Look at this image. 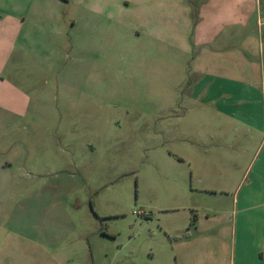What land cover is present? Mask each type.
I'll use <instances>...</instances> for the list:
<instances>
[{"label": "rangeland", "instance_id": "1", "mask_svg": "<svg viewBox=\"0 0 264 264\" xmlns=\"http://www.w3.org/2000/svg\"><path fill=\"white\" fill-rule=\"evenodd\" d=\"M65 1L0 0L21 16L24 40L4 70L14 93L3 106L12 98L23 111L1 117L0 163L15 165L0 170V255L240 264L245 223L264 230V129L203 113L189 93L205 0ZM51 43L50 59L37 55ZM254 101L259 123L264 103ZM14 230L35 249L4 252Z\"/></svg>", "mask_w": 264, "mask_h": 264}, {"label": "crops", "instance_id": "2", "mask_svg": "<svg viewBox=\"0 0 264 264\" xmlns=\"http://www.w3.org/2000/svg\"><path fill=\"white\" fill-rule=\"evenodd\" d=\"M66 2L61 0L63 4ZM14 13L12 16L4 9L0 10V131L1 117L9 113L17 120L23 111L17 107L16 99L7 95L14 92L5 90L7 80L4 70L10 62L8 60L14 50L24 46L21 16ZM194 15L196 20L191 39L196 56L192 59L190 74L196 76V81L191 82L188 88L192 99L203 113L209 115L219 112L227 119L234 118L245 126H256L263 130L264 116L260 117L259 123L256 122L254 105L257 101L254 100L264 103V0H205L197 7ZM6 17H11L15 26L5 23ZM63 31L67 32L65 29ZM26 47L34 52L42 46L29 44L25 40ZM48 47V50L43 48L47 50L46 53L37 55L50 59L48 53L54 50L55 44L51 43ZM16 60L14 58L13 62ZM12 89L15 92L18 90L17 87ZM7 96L12 97L10 99L14 104L9 110L3 106V100ZM15 124L17 125L14 122V126ZM13 165L15 163L12 161H2L0 170L7 171V167ZM8 182L16 184L11 180ZM11 190L12 188L6 189L5 186L4 194H9ZM20 223L19 221L18 224ZM257 224L259 222H246L245 235L237 239L240 264H264V230L260 236L253 231L247 232ZM35 243L38 244L36 239L25 237L20 231L14 230L13 235L6 239L4 252L14 249L22 251L24 244L33 250ZM39 248L44 253L50 251L45 245ZM0 256L3 260L8 258L7 263L3 264H17L12 259V253ZM66 260L67 263L70 258ZM63 263L64 259L58 261V264Z\"/></svg>", "mask_w": 264, "mask_h": 264}]
</instances>
